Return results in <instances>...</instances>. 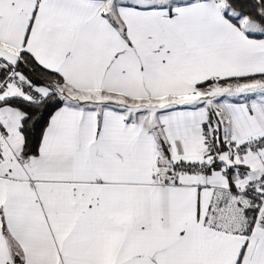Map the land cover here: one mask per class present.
<instances>
[{"label": "snow or ice", "instance_id": "snow-or-ice-1", "mask_svg": "<svg viewBox=\"0 0 264 264\" xmlns=\"http://www.w3.org/2000/svg\"><path fill=\"white\" fill-rule=\"evenodd\" d=\"M0 264H264V0H0Z\"/></svg>", "mask_w": 264, "mask_h": 264}]
</instances>
